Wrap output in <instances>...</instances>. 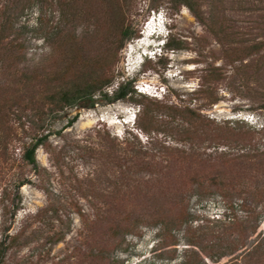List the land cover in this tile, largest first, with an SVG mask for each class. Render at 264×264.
Here are the masks:
<instances>
[{"label":"rangeland","instance_id":"obj_1","mask_svg":"<svg viewBox=\"0 0 264 264\" xmlns=\"http://www.w3.org/2000/svg\"><path fill=\"white\" fill-rule=\"evenodd\" d=\"M58 1L0 0V99L15 100L23 88L20 81L27 76L54 78L67 71V79L86 77L98 64L103 69L100 72L112 79L105 88L111 97L124 84L137 93L134 98L102 99L95 107L66 108L51 117L46 124L49 143L64 166V176L59 175L53 155L44 146L37 150L39 169L22 159L23 141H32L36 132L31 120L24 119L22 140L10 146L16 163L3 179L0 177V250H4L0 264H256L258 257L264 261V199L256 205L247 195H190L184 201L186 211L173 204L160 207L169 215L170 211L175 216L184 214L187 220L183 223L171 221L167 227L143 223L114 240L107 232L109 227L92 220V199L83 195L82 184L75 181L76 175L82 179L100 164V130L120 142L129 133H137L144 146L150 147L147 135L138 127L143 109L140 101L191 105L217 123L262 129L264 63L256 71L214 85L211 95L218 101L205 106L208 100L198 93L203 70L221 65L229 71L228 77L231 67L225 64L217 37L187 6H177L172 0H131L125 7L120 0H67V5L59 8ZM214 1L200 0L202 9L207 11ZM215 3L218 30L224 28L225 42L264 41V0ZM59 10L65 11L67 18L60 36L48 42L46 36L59 22ZM154 10L167 17L170 45L132 71L128 68L129 50L144 37ZM10 16L16 17L15 27L8 23ZM123 26L133 36L121 43ZM173 137L159 134L175 148L186 147ZM101 163L109 172L117 169L109 160ZM133 169L141 180L160 173L147 165ZM255 179H248L242 187L264 193V175ZM154 202L152 198L142 208L153 210ZM103 244L108 254L95 255L94 247Z\"/></svg>","mask_w":264,"mask_h":264},{"label":"trees","instance_id":"obj_2","mask_svg":"<svg viewBox=\"0 0 264 264\" xmlns=\"http://www.w3.org/2000/svg\"><path fill=\"white\" fill-rule=\"evenodd\" d=\"M172 1L177 6H187L202 24L208 26L223 46L225 64L231 67L230 75L226 77L229 71L221 65L209 66L203 70L198 92L208 100L205 106L213 105L218 101V98L211 95L214 85L262 67L264 41L243 39L237 43L225 42L222 37L224 28L218 30L220 23L216 14L218 12L216 0L207 11L202 9L200 0ZM120 2L122 7H125L131 0ZM67 3V0H60L57 7L62 8ZM59 11V22L53 28L54 31H58L53 34L52 30L46 36L48 42L60 36L67 18L65 11ZM15 18L10 16L8 19L12 27H15ZM124 26L121 43L133 36L129 28ZM170 40L171 38L169 45ZM19 48H22L20 49L22 51L23 45ZM98 65L97 69L86 77L75 76L67 79L69 74L67 71H62L57 76L53 75L54 78L27 76L21 79L20 85H23V88L19 90L21 93L15 100L0 99L1 179L16 163L10 156V146L13 142L22 140L20 133L26 132L25 118L31 120L34 125L31 128L36 132L31 137L32 141H23L22 159L36 170L39 169L37 150L44 146L53 155L59 175L64 176L66 173L64 166L59 163V156L49 143L50 133L46 124L51 117L60 114L66 108L78 105L95 107L99 100L126 99L137 93L135 89L127 88L124 84L114 97H111L105 88L111 84L112 79L100 72L103 69ZM140 95L144 96L142 92ZM140 102L143 109L139 111L138 127L147 135L150 147L144 146L137 133H129L124 141L120 142L108 131L102 133L100 130L103 140L97 149L100 164L82 179L75 174V181L82 184L83 195L92 199V220L96 224L109 227L107 232H111L110 236L114 240L123 232L133 230L143 223L161 224L164 227L171 221L183 223L187 220L184 214L175 216L173 211H170L172 216L160 207L173 204L176 209L178 207L186 211L187 204L184 201L190 195L198 194L202 198L215 192H221L228 198L247 195L256 205L264 199V193L242 187L248 179L252 177L257 179L264 175V127L256 129L239 123L234 126L220 124L203 113L201 108H194L191 105L181 106L158 99ZM262 108L264 110V103ZM155 130L156 137L153 135ZM159 134L174 136L176 141L185 142L186 147L175 148L167 144V139H160ZM106 160L116 163L117 169L113 170L115 168L113 167L112 172H109L106 165L102 167L101 162L104 161L106 164ZM140 165H147L150 169L157 168L160 173L150 174L147 180L138 179L139 172L136 173L133 168ZM24 182L20 181L19 186ZM151 197L155 199V208L153 210L142 208V204L149 202ZM139 205L141 207H137ZM128 206L132 208L126 209ZM157 206L159 208H156ZM46 212L47 210L42 211L39 217ZM92 251L97 256L108 254L104 244L97 245ZM3 253L4 250L1 249L0 262L4 258ZM252 258L257 259V255ZM258 258L256 264H264V261Z\"/></svg>","mask_w":264,"mask_h":264},{"label":"clouds","instance_id":"obj_3","mask_svg":"<svg viewBox=\"0 0 264 264\" xmlns=\"http://www.w3.org/2000/svg\"><path fill=\"white\" fill-rule=\"evenodd\" d=\"M158 11L161 16L164 17V23H163V30L159 31L152 39L151 45L147 47L146 51L143 53L141 52L139 54L141 62L139 63L137 68H140L142 64H144L146 59L152 58L154 55L157 54V51L160 49L161 52H163V49L166 48L168 42H169V37H170V30L168 29V20L166 15L159 11V10H154ZM137 68L135 70H137ZM145 93V92H144Z\"/></svg>","mask_w":264,"mask_h":264},{"label":"bare ground","instance_id":"obj_4","mask_svg":"<svg viewBox=\"0 0 264 264\" xmlns=\"http://www.w3.org/2000/svg\"><path fill=\"white\" fill-rule=\"evenodd\" d=\"M139 44H144V42L142 43V41H141V42H139ZM135 47H136V45H135ZM131 51H132V49H131Z\"/></svg>","mask_w":264,"mask_h":264}]
</instances>
